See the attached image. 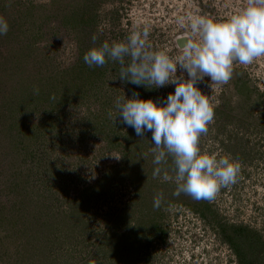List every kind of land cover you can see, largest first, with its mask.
Returning <instances> with one entry per match:
<instances>
[{"label": "rangeland", "instance_id": "374dc122", "mask_svg": "<svg viewBox=\"0 0 264 264\" xmlns=\"http://www.w3.org/2000/svg\"><path fill=\"white\" fill-rule=\"evenodd\" d=\"M248 4L0 0L10 26L0 36V212L8 223L22 209L15 226L0 224V264H264V57L234 63L227 85L210 86L208 77L198 84L215 111L201 153L240 164L237 182L211 201L174 196V180L164 181L163 171L153 177L151 132L138 137L108 116L117 115V97L138 91L156 100L175 86L147 90L122 82L118 62L93 71L83 60L89 49L144 28L154 50L179 56L177 41L190 30L178 17L221 21ZM18 114L24 118L17 125ZM161 167L175 175L171 157ZM158 192L165 199L155 209ZM222 225L242 227L236 250L221 242Z\"/></svg>", "mask_w": 264, "mask_h": 264}, {"label": "clouds", "instance_id": "9594fccd", "mask_svg": "<svg viewBox=\"0 0 264 264\" xmlns=\"http://www.w3.org/2000/svg\"><path fill=\"white\" fill-rule=\"evenodd\" d=\"M177 24L190 30L179 41V56L154 50L148 42L149 29L144 28L122 42H103L89 49L83 60L90 68L118 62L122 82L147 90L175 86L166 98L156 100L141 99L138 91H132L130 99L125 95L117 97V115L113 118L110 110L108 116L114 122L119 116L120 122L133 128L138 137L151 132L152 162L156 165L153 177L163 171L164 181L174 180V196L184 193L196 201H211L222 187L237 182L240 164L230 156L218 158V154L201 153L200 138L207 134L215 111L198 84L208 77L210 86L227 85L234 63L248 65L264 57V0H249L247 7L225 20L193 15L178 17ZM9 28L7 20L0 16V36L7 35ZM92 41H97L95 34ZM33 93L38 95L39 88H34ZM168 157L172 158L174 176L161 167L168 163ZM164 199V193L158 192L153 207L159 209Z\"/></svg>", "mask_w": 264, "mask_h": 264}, {"label": "trees", "instance_id": "16d2710c", "mask_svg": "<svg viewBox=\"0 0 264 264\" xmlns=\"http://www.w3.org/2000/svg\"><path fill=\"white\" fill-rule=\"evenodd\" d=\"M93 69V71L95 70V67H93L92 68ZM72 87V88H71ZM74 89V87L73 86H71L70 85V87H69V89H68V91H71V90H73ZM68 91H66V93H68ZM59 102H60V99H59V101L57 102V104L56 105H58L59 104ZM55 105V106H56ZM56 110L55 109H53V111L52 112H50L49 111V114L48 115H44V114H42V119H45V120H43V121H48V120H50V118L52 117V114H53V112H55ZM23 116H20L19 117V114L16 116V121H17V125L18 124H22V120H23ZM56 123V122H55ZM11 124H13V123H11ZM25 124V123H24ZM56 125V124H55ZM55 125H53V126H55ZM48 126H50L49 125V123H48ZM45 127H46V125H45ZM19 134H21V133H19ZM34 139H35V137H36V135L34 134L33 136H32ZM29 138H30V141L32 140V138L29 136ZM25 140H27V138H26V136H25ZM0 151H3V150H1V147H0ZM3 154H4V156H5V158H7V155L3 152ZM8 159V158H7ZM14 162H9V161H7L6 163H5V166H9V167H12V169H14V164H13ZM29 177V174L27 173L26 174V178H28ZM25 183L27 184V179H26V181H25ZM15 188H13L12 189V191H14V193H16L15 192V190H14ZM26 189V186L23 184H21L20 185V187H19V190H18V192H17V196H20L21 197V195H22V193H25L23 190H25ZM17 202H19V201H17ZM22 203V202H21ZM20 203V204H21ZM81 208V207H80ZM21 210V212H22V209H17V210H13V212L11 213V219L8 221V223H6L7 222V219L2 215L1 216V212H0V224L2 223V224H8V226H10V227H12V226H15L16 224H17V221H19L20 220V217L19 216H17L16 215V213H20L19 211ZM46 224V223H45ZM220 231V230H219ZM229 231H230V233H229ZM221 234L223 235V240H221V242H223L224 244H229L230 245V247L233 249V250H236V242H239V241H236V240H239V238L242 236V232H243V229H242V227H233V226H230V227H228V225L227 226H225V225H222L221 226ZM235 252V251H234ZM236 253V252H235Z\"/></svg>", "mask_w": 264, "mask_h": 264}, {"label": "flooded vegetation", "instance_id": "af4514ba", "mask_svg": "<svg viewBox=\"0 0 264 264\" xmlns=\"http://www.w3.org/2000/svg\"><path fill=\"white\" fill-rule=\"evenodd\" d=\"M243 171H244V169L242 168V172H243ZM247 174H248V173H247ZM241 175H242V176H245V173L243 172ZM241 180H244V177H242ZM241 182H242V181H241ZM242 187H244V186H243V183H241V184L239 185V189L241 190Z\"/></svg>", "mask_w": 264, "mask_h": 264}, {"label": "water", "instance_id": "95a60500", "mask_svg": "<svg viewBox=\"0 0 264 264\" xmlns=\"http://www.w3.org/2000/svg\"><path fill=\"white\" fill-rule=\"evenodd\" d=\"M176 41H177V40H176ZM179 41H180V40L177 41V46H178L179 43H182V42H179Z\"/></svg>", "mask_w": 264, "mask_h": 264}, {"label": "bare ground", "instance_id": "6f19581e", "mask_svg": "<svg viewBox=\"0 0 264 264\" xmlns=\"http://www.w3.org/2000/svg\"><path fill=\"white\" fill-rule=\"evenodd\" d=\"M183 39V38H182ZM182 39H179V40H182Z\"/></svg>", "mask_w": 264, "mask_h": 264}]
</instances>
